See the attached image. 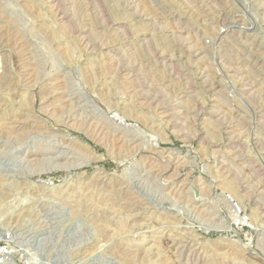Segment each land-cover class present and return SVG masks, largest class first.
<instances>
[{
	"label": "rangeland",
	"instance_id": "1",
	"mask_svg": "<svg viewBox=\"0 0 264 264\" xmlns=\"http://www.w3.org/2000/svg\"><path fill=\"white\" fill-rule=\"evenodd\" d=\"M0 244L264 264V0H0Z\"/></svg>",
	"mask_w": 264,
	"mask_h": 264
},
{
	"label": "built area",
	"instance_id": "2",
	"mask_svg": "<svg viewBox=\"0 0 264 264\" xmlns=\"http://www.w3.org/2000/svg\"><path fill=\"white\" fill-rule=\"evenodd\" d=\"M233 217L234 220L236 221V227L239 229H245L248 228L249 226V222H250V218L248 216V214L246 213V211L244 209H242V207H240L239 205L235 204L233 206ZM7 253V251L5 250V247L0 244V264H4V253Z\"/></svg>",
	"mask_w": 264,
	"mask_h": 264
},
{
	"label": "bare ground",
	"instance_id": "3",
	"mask_svg": "<svg viewBox=\"0 0 264 264\" xmlns=\"http://www.w3.org/2000/svg\"><path fill=\"white\" fill-rule=\"evenodd\" d=\"M116 134V133H115ZM120 139V138H119ZM126 139V138H125ZM226 229L228 230V231H232V227L230 226V225H227L226 226ZM10 258H12L11 257V255L10 254H8V253H4V260L7 262V261H9V259ZM11 260V259H10ZM7 264H9V263H7Z\"/></svg>",
	"mask_w": 264,
	"mask_h": 264
}]
</instances>
